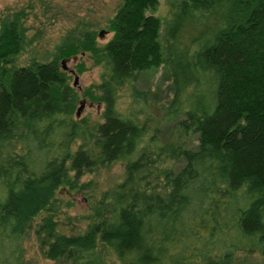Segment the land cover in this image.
<instances>
[{
  "label": "trees",
  "instance_id": "trees-1",
  "mask_svg": "<svg viewBox=\"0 0 264 264\" xmlns=\"http://www.w3.org/2000/svg\"><path fill=\"white\" fill-rule=\"evenodd\" d=\"M158 2L122 0L106 41L89 23L49 60L21 65L23 11L0 18V264H26L32 228L57 264H114L112 256L119 264H264V0H176L163 43ZM83 53L100 67L84 94L103 104L102 121L92 149H73L83 121L60 59ZM160 64L172 96L156 117L136 82ZM124 86L128 112L117 106ZM170 118L175 138L153 133L155 144L140 147ZM97 160L120 161L122 178L92 205L84 229L59 232L57 189Z\"/></svg>",
  "mask_w": 264,
  "mask_h": 264
},
{
  "label": "rangeland",
  "instance_id": "rangeland-1",
  "mask_svg": "<svg viewBox=\"0 0 264 264\" xmlns=\"http://www.w3.org/2000/svg\"><path fill=\"white\" fill-rule=\"evenodd\" d=\"M122 0H0V18L6 14L22 10L21 19L25 26V41L23 50L17 58L18 64H26L31 57L39 60H49L55 51V46L60 43L68 34H73L83 25H89L98 32L97 40L106 41L111 32L107 31V19L111 17ZM176 0H159L155 14L160 16L162 24L160 28V39L165 42L166 21L170 17L171 5ZM103 31L99 35L100 31ZM191 34V33H190ZM189 32L182 33L184 42L189 40ZM82 55L84 57H82ZM69 56L61 64L70 76L69 82L77 91L78 98L76 108L80 106V101L85 99L79 115L74 114L76 119L82 122V131L75 139L72 148L79 145L87 146L92 149V127L102 121L101 112L103 104L100 101L92 100L84 94V89L92 83L99 81L100 67L92 65L90 59L85 57V53ZM73 56H76L73 59ZM85 61L87 68L77 71L76 63ZM61 61V59H60ZM74 70V73L70 71ZM77 80L74 83V75ZM140 90L146 91L147 107L149 112L156 116H162L166 104L172 96V85L169 73L165 66L160 64L158 67L142 71L136 82ZM117 106L121 111H131L133 108L132 98L129 87L124 86L119 91ZM174 119H165L159 124L161 132H154L149 128L143 136L141 146L151 145L150 137L153 133L163 138H175L176 129L173 127ZM193 144L197 143V135L190 136ZM155 144V143H154ZM19 150L20 147L18 146ZM92 152V151H91ZM174 168L178 169L181 161L169 162ZM72 175L73 172H70ZM123 176V166L120 161L108 165H103L97 160L92 170H89L78 177L75 184L63 183L57 189L55 200L52 203L56 207L55 219L59 232L71 234L84 229L87 225L86 218L92 212V205L100 198L102 192L119 181ZM45 214L38 215L34 224ZM33 224V226H34ZM26 264H57L54 260L47 258L39 249L33 228L25 241ZM114 264H119L115 256L110 258Z\"/></svg>",
  "mask_w": 264,
  "mask_h": 264
},
{
  "label": "water",
  "instance_id": "water-1",
  "mask_svg": "<svg viewBox=\"0 0 264 264\" xmlns=\"http://www.w3.org/2000/svg\"><path fill=\"white\" fill-rule=\"evenodd\" d=\"M102 32H103V31L101 30V31L99 32V35H101ZM75 58H76V56H73V59H75ZM67 59H68V57H66V58H62V59H61V64H63L64 61L67 60ZM70 71H71L72 73H74V70H73V69H70ZM76 80H77V75L75 74V75H74V83L76 82ZM84 101H85V99H82V100L80 101V106H78V107L76 108V111H75V114H76V115H79L80 110H81V108H82V106H83Z\"/></svg>",
  "mask_w": 264,
  "mask_h": 264
}]
</instances>
